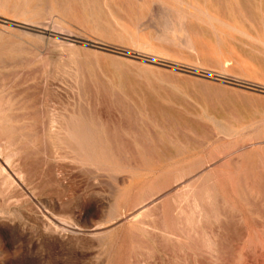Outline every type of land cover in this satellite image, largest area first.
<instances>
[{
	"label": "rangeland",
	"instance_id": "rangeland-1",
	"mask_svg": "<svg viewBox=\"0 0 264 264\" xmlns=\"http://www.w3.org/2000/svg\"><path fill=\"white\" fill-rule=\"evenodd\" d=\"M0 264H264V0H0Z\"/></svg>",
	"mask_w": 264,
	"mask_h": 264
},
{
	"label": "bare ground",
	"instance_id": "bare-ground-1",
	"mask_svg": "<svg viewBox=\"0 0 264 264\" xmlns=\"http://www.w3.org/2000/svg\"><path fill=\"white\" fill-rule=\"evenodd\" d=\"M252 85V84H251ZM256 86V85H255ZM54 124V123H53ZM55 127V126H54ZM74 127V126H73ZM69 128H67V130H68ZM73 129V128H72ZM70 132H72V131H70ZM70 137V136H69ZM75 138V137H74ZM145 208V207H144ZM149 208V207H148ZM147 209V208H146ZM145 209V210H146ZM144 211V210H143ZM142 212V211H141ZM98 231H100V230H98ZM98 231H97V233H98ZM74 232V231H73ZM95 232V231H94ZM102 234V233H101ZM96 235H98V234H96Z\"/></svg>",
	"mask_w": 264,
	"mask_h": 264
}]
</instances>
